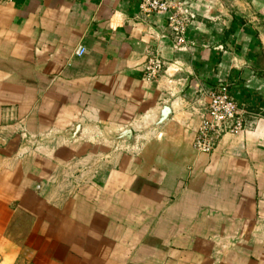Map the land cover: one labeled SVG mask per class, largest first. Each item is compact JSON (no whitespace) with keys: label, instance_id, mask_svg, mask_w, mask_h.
<instances>
[{"label":"crops","instance_id":"0c3cea01","mask_svg":"<svg viewBox=\"0 0 264 264\" xmlns=\"http://www.w3.org/2000/svg\"><path fill=\"white\" fill-rule=\"evenodd\" d=\"M174 1L182 43L139 0H0V264H99L101 245L135 243L163 264L184 233L264 264V0ZM226 82L247 128L199 152Z\"/></svg>","mask_w":264,"mask_h":264},{"label":"built area","instance_id":"2783aa9c","mask_svg":"<svg viewBox=\"0 0 264 264\" xmlns=\"http://www.w3.org/2000/svg\"><path fill=\"white\" fill-rule=\"evenodd\" d=\"M140 11L147 15H167L169 26L182 43L190 19L181 3L174 0H139ZM192 16V15H191ZM193 17V16H192ZM85 48L79 47L77 55H82ZM165 62L158 56H152L145 68V78L155 82L164 72ZM229 82L221 83L210 92V101L202 114V121L196 131L195 149L203 153H211L216 148L217 141L225 134L238 135L247 128V116L250 111L231 92Z\"/></svg>","mask_w":264,"mask_h":264},{"label":"rangeland","instance_id":"374dc122","mask_svg":"<svg viewBox=\"0 0 264 264\" xmlns=\"http://www.w3.org/2000/svg\"><path fill=\"white\" fill-rule=\"evenodd\" d=\"M53 217L58 218L55 215H53ZM17 221L26 228L32 222V218L28 214H21ZM196 231L199 232L200 230ZM15 233H19V230L16 229ZM180 236L182 244L176 245L175 248H173L174 246L163 247L164 257L171 259L169 262H163V264H255V262H252L249 258L250 255L246 252L242 253V251H235L231 253L234 249L243 248V250L246 251L247 246L231 245L225 249L227 246L219 244L207 246L205 244L195 243L193 239L190 244L189 241L191 236L189 234L184 233ZM38 247L40 248L27 250L29 258L32 254L41 253L43 246L39 245ZM155 248L156 246L154 245L136 243L116 246L111 244L101 245L99 264H161V255L159 252H156ZM230 256L234 262L228 261ZM174 259L179 260V263L178 261L174 262ZM28 262V264H37L33 259H28ZM38 264H43L42 260L38 261Z\"/></svg>","mask_w":264,"mask_h":264},{"label":"trees","instance_id":"16d2710c","mask_svg":"<svg viewBox=\"0 0 264 264\" xmlns=\"http://www.w3.org/2000/svg\"><path fill=\"white\" fill-rule=\"evenodd\" d=\"M232 92V91H231Z\"/></svg>","mask_w":264,"mask_h":264}]
</instances>
